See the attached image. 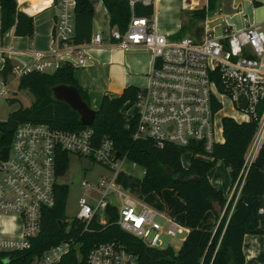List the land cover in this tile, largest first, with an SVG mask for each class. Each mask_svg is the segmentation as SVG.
Segmentation results:
<instances>
[{"label": "built area", "instance_id": "1", "mask_svg": "<svg viewBox=\"0 0 264 264\" xmlns=\"http://www.w3.org/2000/svg\"><path fill=\"white\" fill-rule=\"evenodd\" d=\"M77 1H54L52 46L48 51L33 50V68L21 70V75L31 69L54 71L64 63L87 66L92 58L86 46H102L106 41L121 51H149L153 56L149 84L124 107L125 117L136 118L135 139L151 140L159 148L179 147L192 155L190 160L210 157L214 146L225 141L224 129L216 121L220 109L215 106L222 107L228 100L237 110L230 116L236 122H256L243 168L229 190L233 211L249 168L264 145V23L246 24L241 29L226 25L222 38L207 30L203 39L196 40L159 32L153 14H133L125 30L113 27L107 34L93 32L90 41L82 45L74 41ZM154 2L129 0L132 9L136 3L154 6ZM4 93L0 91V99ZM243 96L245 108L240 105ZM3 151H7L6 156ZM71 153L89 157L111 170L110 175L99 178L100 196L95 203L85 197L79 199L75 219L84 224L85 230L94 218L107 222V208L113 206L114 194L118 202L114 206L116 224L146 246L165 249L171 245L164 244L163 236L187 231L168 213L138 201L118 186L116 177L126 157L118 155L111 137H96L92 126L71 130L25 120L15 126L11 142L0 145V215H10L20 225L13 234L0 232V251H22L31 246V239L41 232L44 211L56 204L57 186L65 184L59 180L60 161L64 154ZM83 185L91 187L89 182ZM258 212L264 215V195ZM78 245L72 238L64 240L38 257V263L60 264L63 256ZM85 264H140V260L122 242L112 240L95 245Z\"/></svg>", "mask_w": 264, "mask_h": 264}, {"label": "trees", "instance_id": "2", "mask_svg": "<svg viewBox=\"0 0 264 264\" xmlns=\"http://www.w3.org/2000/svg\"><path fill=\"white\" fill-rule=\"evenodd\" d=\"M102 1L109 13L111 28L125 30L133 14L150 16L154 13L153 5L136 3L132 9L129 0ZM0 6L2 33L15 26L17 35L32 39L34 19L18 9L17 0H0ZM194 13L200 18L206 16L204 8H199ZM94 16L93 0L77 1L75 43L90 41ZM13 69V64L6 57L0 77L7 81ZM59 84L78 87L83 99L90 104L87 91L80 86L74 75L73 65H62L54 71L44 72L31 69L20 76L19 90L31 93L33 102L28 107L21 106L6 121L0 122V145L11 142L15 126L20 121L45 122L71 130L84 127L77 112L67 103L54 98L52 88ZM139 90L136 86H129L117 96L104 94L92 128L98 138L105 135L111 137L121 157L144 168L141 181L143 194L161 193L168 188L183 200L182 210L186 216L184 225L189 232L180 248L176 250L172 246L165 249L146 246L121 230L116 224L117 209L111 205L107 208V222L104 224L94 218L85 230L84 224L77 219L70 223L65 214L68 185L60 184L57 186L56 204L44 211L41 232L31 239V246L22 251H0V264H31L35 257H41L50 247L71 238L79 246L72 247L60 264H85L88 253L95 245L112 240H119L136 253L140 264H245L244 237L248 234L264 236V215L258 212L264 195V145L249 168L233 211L234 199L228 202V196L211 184L208 172L218 161H223L230 168L232 185L237 181L256 130V122L239 123L231 117H223L225 141L214 146L210 154L213 159L207 161L193 158L186 168L182 163L184 152L181 148L172 145L159 148L151 140L133 137L136 118H126L123 109L136 99ZM220 108L219 104L215 106L216 110ZM68 164L69 155L64 154L59 165L60 175L68 169ZM168 170H173L174 174H169ZM178 175L183 176V181L177 180ZM191 175L199 176L200 179L188 180L187 177ZM214 203L222 208L221 214H217L219 223L214 231L204 230L200 223L207 211L214 210Z\"/></svg>", "mask_w": 264, "mask_h": 264}, {"label": "crops", "instance_id": "3", "mask_svg": "<svg viewBox=\"0 0 264 264\" xmlns=\"http://www.w3.org/2000/svg\"><path fill=\"white\" fill-rule=\"evenodd\" d=\"M54 1L17 0L18 9L34 19V36L32 39L28 36L17 35L15 26L2 33V10L0 6V72L5 66L6 57L9 58L14 67L11 75L18 77L17 89L19 93L26 92L19 90V78L21 70L33 68L35 63L33 50L48 51L52 46L56 14ZM185 4L189 6L187 9L184 8ZM94 7L93 32L102 31L107 34L111 29L109 13L102 0H99L98 7L95 4ZM199 8L205 9V18L195 15L194 11ZM98 13H100L99 17ZM152 19L155 21L159 32L168 34L173 38L189 36L200 40L206 36L207 30L216 37L222 38L226 25L241 29L246 24L264 23V0H155ZM85 43L81 44L85 45ZM86 49L92 59L87 66L74 67V75L80 86L87 91L89 100L94 103L95 108L98 104L100 106L104 94L117 96L129 86L138 88L148 86L153 67V56L149 51L141 48L121 51L107 41L102 46L87 45ZM11 82L9 77L7 81L0 77V91L5 90L3 96L9 92ZM18 92H14L11 98L12 102L16 104L12 112L21 106L28 107L32 104L24 103L18 97ZM231 115L224 114L221 116V129H223V117H230ZM194 158L207 161L213 159L212 157ZM190 161L184 165L186 168L189 167ZM120 173L116 177L118 181L122 178ZM208 178L215 188L220 190L227 188L225 178L215 177L213 169L208 172ZM122 182L131 188L132 182L126 183L123 178ZM118 184H121V181ZM229 190L222 191L228 196ZM144 195L150 207L164 211L185 224L186 216L182 210L183 200L171 189L167 188L161 193L150 192ZM218 223L217 213L214 210H209L202 219L200 227L204 230L214 231ZM19 228L20 225L15 218L10 215H0V232L13 234ZM188 232L189 229L187 228V231L184 232L186 235L181 238L182 242ZM243 252L245 264H264V236L246 235L243 242Z\"/></svg>", "mask_w": 264, "mask_h": 264}, {"label": "rangeland", "instance_id": "4", "mask_svg": "<svg viewBox=\"0 0 264 264\" xmlns=\"http://www.w3.org/2000/svg\"><path fill=\"white\" fill-rule=\"evenodd\" d=\"M93 3L96 5V7H98L99 0H93ZM97 10L99 11L98 8ZM99 15L100 13H98V17ZM9 79L12 80L11 85L8 89L9 92L5 96H2V98L0 99V122L6 121L9 118V115L12 113V110L16 107L15 102H12L11 98L14 92H18V77L11 75L9 76ZM18 97L26 104H31L33 101V96L29 92H18ZM90 106L96 110L99 108V104L97 108H95L93 102H90ZM236 113L237 110L235 109V107H233V105L228 100H225L216 117L217 125L219 126L222 115ZM3 152V155L6 156L7 151ZM191 156L192 155L190 153L183 154V165H187L189 163ZM212 169L215 173V177L225 178L227 188H223L222 190L225 192L229 190V187L232 184L230 169L225 165L223 161H218ZM102 174L110 175L111 170L105 165L95 162L89 157L79 156L75 153H71L69 155L68 169L63 175L59 176V180L68 185V193L65 202V214L70 223L77 216L79 210V199L81 197L87 198L92 203H95L98 200L100 191L97 188V183ZM120 174L126 183L132 182V185L131 188L125 186L121 178L119 181L116 180L117 184L121 181V184H118V186L121 189L129 192L138 201L147 204L145 195L140 191L141 181L144 176V168L139 164L125 158L123 160V169ZM83 182H89L91 184V187L84 186ZM185 235L186 233L177 236H163L164 244L171 245L176 250H178V248L182 244L181 238ZM31 264H39L38 257H35Z\"/></svg>", "mask_w": 264, "mask_h": 264}, {"label": "water", "instance_id": "5", "mask_svg": "<svg viewBox=\"0 0 264 264\" xmlns=\"http://www.w3.org/2000/svg\"><path fill=\"white\" fill-rule=\"evenodd\" d=\"M68 66V63H64L63 67ZM54 98L57 101L67 103L71 109L79 114L80 121L84 126H92L96 117L97 110L92 108L90 104L83 99L78 87L69 84H59L52 88ZM241 107L245 108L247 106V101L245 96L241 97ZM201 143V141H199ZM119 155V153H118ZM169 174H174L173 170H168ZM183 176L178 175L177 180L183 181ZM188 180H199V176L191 175L187 177ZM112 205L116 206L118 204L116 196L111 194ZM214 211L217 214H221L222 208L218 203H214Z\"/></svg>", "mask_w": 264, "mask_h": 264}]
</instances>
